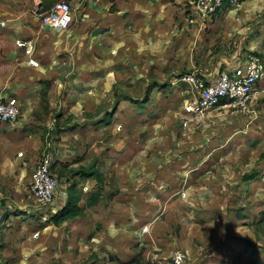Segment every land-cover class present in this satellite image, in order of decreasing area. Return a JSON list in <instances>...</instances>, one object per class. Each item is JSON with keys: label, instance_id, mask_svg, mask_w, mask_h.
Listing matches in <instances>:
<instances>
[{"label": "rangeland", "instance_id": "rangeland-1", "mask_svg": "<svg viewBox=\"0 0 264 264\" xmlns=\"http://www.w3.org/2000/svg\"><path fill=\"white\" fill-rule=\"evenodd\" d=\"M243 2L201 34L188 31L187 0H140L96 35L72 23L55 46L60 36L42 27V97L24 102L33 108L22 121L0 124V203H12L0 219V264H167L177 251L184 264H264V79L247 108L199 115L185 111L191 89L177 80L264 57V15H246ZM18 49L14 61L0 56L1 91L20 82ZM45 150L58 184L44 204L29 187ZM91 164L93 181L80 172ZM73 182L99 203L55 224ZM100 216L114 219L112 232Z\"/></svg>", "mask_w": 264, "mask_h": 264}, {"label": "built area", "instance_id": "built-area-1", "mask_svg": "<svg viewBox=\"0 0 264 264\" xmlns=\"http://www.w3.org/2000/svg\"><path fill=\"white\" fill-rule=\"evenodd\" d=\"M243 0H187L186 12L190 23L203 24L213 18L225 7L240 5ZM34 13L40 16L43 25H50L56 30L67 29L74 21L71 0H55L48 9L36 7ZM23 50L28 64H38L35 57L36 40L34 37L19 38L16 41ZM264 77V57L260 54H250L237 67L203 74L199 69H193L177 77L178 81L187 83L191 89L190 98L185 104V111L191 114H203L216 105L225 103L245 109L248 101L257 91ZM21 114V103L16 95L0 94V124L14 123ZM55 157L52 151L45 150L40 156L33 173L29 191L40 202L48 203L53 200L58 179L53 171ZM62 200V199H61ZM65 206L60 203L54 208L58 213ZM186 253L177 251L173 257L174 264H184Z\"/></svg>", "mask_w": 264, "mask_h": 264}, {"label": "crops", "instance_id": "crops-1", "mask_svg": "<svg viewBox=\"0 0 264 264\" xmlns=\"http://www.w3.org/2000/svg\"><path fill=\"white\" fill-rule=\"evenodd\" d=\"M42 1L43 0H0V56H2L4 53L7 52L8 54L11 55L10 56L11 60L14 61L15 58H17L16 53L17 51H19L18 47L16 46V38L17 39L23 38V36H26V37L35 36V38L38 36L39 38V43H36V52H35V55H36L35 57L38 60V64H35V65L28 64L25 57L23 59H16L17 64L23 65L20 67V70L22 71L20 82H14V84H11V87L6 89L5 91L0 90V94L16 95L19 98L20 103H21L20 116L22 115L24 116L26 111L30 112L31 108H33V106L28 105L25 111V109H23L24 102L29 103V101L32 100V97H35V96L38 98L42 97V27L45 30L47 36L49 35L57 36V37L60 36V38L55 41V44L52 43V45L54 46L62 42L61 39L63 36H61V34H65L64 32H67V30L65 29L56 30L55 28H52V27L50 30H48L46 28L47 25L42 24L40 16L34 13V9L36 7H44ZM71 2H72L73 14H74V21H73L72 26L76 25L78 27H82L85 29H92L95 32L97 31V29L101 28V29H104L103 32H105L109 30L110 28L114 27L113 22L115 21L117 16L122 14V11L123 12L126 11V9L129 7H136V5L139 4L140 0H84V1L83 0H71ZM113 5H115L116 7V10L114 12H112L111 10ZM243 5L246 7V10H245L246 15L247 14L248 15L250 14L251 16L264 15V0H244ZM233 7H236V6L227 7V9L228 10L235 9ZM151 8H154V6H151ZM229 13L228 14L225 13L224 15L225 16L228 15V18H230L231 14ZM222 16L223 14L221 15V17ZM184 18H185L186 24L188 25L192 24V23H189L187 19V15ZM214 19H216V17ZM217 20L221 21L220 19H217ZM204 26H203V23L201 22L193 23L192 26H188V31L191 33L201 34L205 32L206 30ZM261 27L262 29H259V30L263 31L264 21L261 24ZM246 30H247L246 34H250L251 26H250V29L248 28ZM103 32H100V33H103ZM96 34H99V33H95V35ZM240 41L242 42L244 40H242L241 38ZM252 42H255V43H252ZM259 42L260 41L256 42L255 40L250 41V43H252V46L253 44H255L254 46H259L260 45ZM230 62H229L230 63L229 65H231L232 68L241 65V62L237 60L231 59ZM263 79L264 77L262 78L261 81H263ZM20 116L18 120L20 119ZM23 119L24 118H21L20 121H22ZM83 176L85 177L87 176L89 180H92V181L95 179L93 175H83ZM77 188L82 193L81 188H79L78 186ZM82 196L83 198L80 203L84 205L88 201L91 195H88L86 198H84V194L82 193ZM67 199L68 197L66 193V196L63 197L62 200L60 201L66 204ZM5 201L6 200L3 199L2 203H0V219L1 217H3L2 214L5 213L6 208H12V203L8 200L6 202ZM98 203L99 202L88 206L86 208V213L93 211L94 208H96V205ZM85 215L77 216L75 218L76 219L82 218V217H85ZM9 220H10V217L8 218V221ZM97 220H102L108 232L113 231L111 229V223L114 221L112 217L100 216ZM136 220H137V217L132 222V224H135V227H137L136 226L137 224L139 225V222ZM116 221L122 222L120 220H116ZM137 234L138 236H140L142 235V232L141 233L138 232ZM153 238L154 237L152 234V239ZM94 239H97V238H94ZM139 240H141V237L139 239V237L136 236L134 244H137ZM140 244H142V240L140 241ZM149 249H151V247H149ZM149 249L147 250V255H148ZM124 252L129 253L130 249L125 248ZM148 260H149L148 262L152 261L151 256H150V259ZM152 264H158V262L153 259ZM167 264H174V263L169 262Z\"/></svg>", "mask_w": 264, "mask_h": 264}, {"label": "trees", "instance_id": "trees-1", "mask_svg": "<svg viewBox=\"0 0 264 264\" xmlns=\"http://www.w3.org/2000/svg\"><path fill=\"white\" fill-rule=\"evenodd\" d=\"M44 2L45 0L42 1L43 5H44ZM51 5H52V2L50 6L43 7V10L48 9L49 7H51ZM103 31L104 29L99 28L97 29L95 33H100ZM80 172L83 175H93L97 179L100 178V173L97 169H95L94 164H91L88 167H82ZM252 177L253 175H248L246 176V179H251ZM67 197L68 199H67V202L64 208L58 213H56V216L54 217L55 224H60L61 222L65 220L72 219L77 216H84L86 214V208L90 205L96 204L99 200V197L97 195L92 194L89 197L88 201L84 205H82L80 202L83 196H82V193L77 188V184L75 182L71 183V185L68 187Z\"/></svg>", "mask_w": 264, "mask_h": 264}, {"label": "water", "instance_id": "water-1", "mask_svg": "<svg viewBox=\"0 0 264 264\" xmlns=\"http://www.w3.org/2000/svg\"><path fill=\"white\" fill-rule=\"evenodd\" d=\"M46 28H47L48 30H50V29H51V26H50V25H47Z\"/></svg>", "mask_w": 264, "mask_h": 264}]
</instances>
